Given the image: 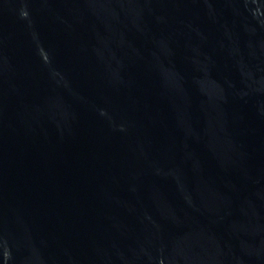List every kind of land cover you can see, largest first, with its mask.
<instances>
[{"label": "water", "instance_id": "water-1", "mask_svg": "<svg viewBox=\"0 0 264 264\" xmlns=\"http://www.w3.org/2000/svg\"><path fill=\"white\" fill-rule=\"evenodd\" d=\"M0 264H264V0H0Z\"/></svg>", "mask_w": 264, "mask_h": 264}]
</instances>
